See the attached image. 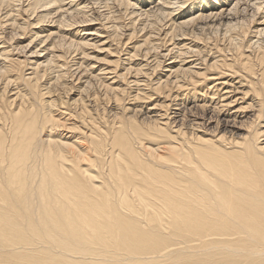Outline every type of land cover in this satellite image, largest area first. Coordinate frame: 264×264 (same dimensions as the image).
<instances>
[{
	"label": "bare ground",
	"instance_id": "obj_1",
	"mask_svg": "<svg viewBox=\"0 0 264 264\" xmlns=\"http://www.w3.org/2000/svg\"><path fill=\"white\" fill-rule=\"evenodd\" d=\"M90 3L0 0V264H264V0H95L99 72ZM33 16L26 73L5 32Z\"/></svg>",
	"mask_w": 264,
	"mask_h": 264
},
{
	"label": "rangeland",
	"instance_id": "obj_2",
	"mask_svg": "<svg viewBox=\"0 0 264 264\" xmlns=\"http://www.w3.org/2000/svg\"><path fill=\"white\" fill-rule=\"evenodd\" d=\"M134 1V0H133ZM89 2H92V3H94L95 5H93L92 3H90V9L92 8V7H94L95 6V8H92V12H94V14L91 12V14H92V17L90 18L91 20H92V18H93V20L91 21V20H89V21H85V22H78L77 23V26L75 25L74 26V30H73V32H72V29L71 28H69L70 30H68L67 31V33L66 34H68V32H72V34L73 35H75V36H77L78 38H80V37H83V38H86V39H90L89 40V42L91 43L89 46H87V47H85L86 49V52H88V54H87V56H86V63H85V65L86 64H88V63H91V65L92 64H94L96 67L94 68V69H97L95 72H99V69L100 68H102V67H106V66H110V65H113L114 66V64H112V62H110V60H114L115 58H117V56L119 55V53L116 51V50H118V47L119 46H117L118 44V40L117 39H114V37L113 38H111V33H112V30L110 29L109 30V28H108V25H107V23L105 24V19L103 20V18L100 16V14L101 13H103V12H105V10H104V7H97V3H95V0H89ZM233 4H235V3H233ZM232 4V5H233ZM154 4H152V3H150V4H148L146 7L148 8V7H152ZM234 6V5H233ZM140 7V6H139ZM220 6H216V8H218V10L220 9L219 8ZM232 7V6H231ZM245 7V8H244ZM103 8V9H102ZM206 8V9H205ZM203 10H205V12L206 13H209V10H210V8H208V7H205ZM215 8V9H216ZM226 8V7H225ZM199 9H202V6H201V8H199ZM245 9V10H244ZM240 10L242 11H244V12H241L242 14H241V20H243V18H246V17H251V15L253 14V7H252V5L250 4L249 6L247 5V4H242V2H241V8H240ZM195 11H197V9L195 10ZM198 12V11H197ZM196 12V14H198ZM264 14V10L262 11H260L258 14H257V16L259 17V15L261 16V15H263ZM5 15H3L2 17H4ZM230 16V15H229ZM245 16V17H244ZM35 16H33V17H31V18H29V21H28V26H27V30L24 32L23 30H19V31H12L11 30V28L10 27H8L7 29H6V32H5V34H6V36H7V38H9V37H11L12 36V40H10V39H8L9 40V42L11 41L12 43L11 44H14L15 45V47H16V49H15V53L16 52H18V53H20V54H18V53H16L15 54V56L16 57H19V58H21L22 60L24 59H26V60H29V61H26V65L24 66V71L26 70V73H29L31 70L29 69L30 67H33L34 65H33V63H35V62H41V60H43L44 62H46V58L48 57V50H44V48H45V45H47L46 43H49L50 42V40H51V38L46 42V43H40V39L41 38H43V37H45V36H40V38H39V40L37 39L36 41L37 42H33V43H31L30 41L33 39V38H35V36L37 35V33H36V31H39V30H42L43 29V27H47V29H49L48 31H45V32H43L42 33V35H44V34H47V33H50V32H52V31H56L57 29H56V23H58V22H56V23H51L50 24V22H49V24H47V25H45V26H40L39 27V25H41V24H31L32 22H35V18H34ZM231 17V16H230ZM21 18H25V15H24V17H21ZM97 18V19H96ZM78 19V18H77ZM102 19V20H101ZM251 19H253V18H251ZM31 20V21H30ZM82 20V19H81ZM228 20H229V18H228ZM20 21H22V19L20 20ZM102 21V22H101ZM129 21V20H128ZM128 21H126V22H128ZM225 21H226V19H225ZM259 21V20H258ZM11 22V21H10ZM9 22V23H10ZM242 22V21H241ZM47 23V22H46ZM210 23V22H209ZM257 23L258 22H256V24H255V27H256V25H257ZM54 24V25H53ZM103 24V25H102ZM106 26H105V25ZM30 25H32V26H30ZM8 26H9V24H8ZM30 26V27H29ZM104 26V27H103ZM29 27V28H28ZM254 27V28H255ZM84 28V29H83ZM108 28V29H107ZM77 29H80V30H82L81 31V33L80 32H77ZM210 30H212V28L210 29ZM22 31V32H21ZM63 31V30H62ZM9 34H8V33ZM32 32V33H31ZM76 32V33H75ZM145 32V31H144ZM88 33H90V34H88ZM92 33V34H91ZM110 33V34H109ZM141 34V33H140ZM70 35H68L67 37H69ZM76 37V38H77ZM107 37H109V38H107ZM56 38H57V35H56ZM142 37H139V39H141ZM255 39L257 38V37H254ZM106 39H108V41L106 40ZM111 41H110V40ZM39 41V42H38ZM104 41H106V42H104ZM8 42V43H9ZM104 42V44H102ZM109 42V43H108ZM115 43V44H112V43ZM7 43V44H8ZM28 44V45H27ZM41 44V45H40ZM44 44V45H43ZM27 45V46H26ZM36 45V46H35ZM49 45V44H48ZM109 45V46H108ZM131 45H133V44H131ZM23 46L24 47H26L27 48V50L24 48L23 49ZM44 46V47H43ZM111 46V47H110ZM37 47V48H36ZM109 48H111V49H109ZM114 48H116V49H114ZM17 49H19L18 51H17ZM37 49V53H33V51L34 50H36ZM40 49V50H39ZM129 49V48H128ZM26 50V51H25ZM115 50V52H113V51ZM165 50H161V52L163 53ZM22 52V53H21ZM63 52V51H62ZM64 52H67V50L65 49V51ZM166 52V51H165ZM56 53H60V52H57L56 51ZM114 53H118V55L117 54H114ZM124 53H126L125 51L123 52V53H121L120 55L122 56V59L124 60V58L126 57V56H128V55H126V54H124ZM73 54V55H72ZM71 55L72 56H70V57H67L68 59L67 60H69V58H71L70 59V61H68V64L69 65H67V67H70V69L72 70H70V73L72 72H74V71H76V74L74 75V78H73V80H74V82H75V88H73V91H72V93H70L69 94V97H72V98H76V97H78V95H77V92H78V86H80L82 83H84V84H82V88H83V85L85 86L86 85V81L89 79V77H87V73H83V72H79L78 70H76V69H78V64H75L77 61H79L80 59H81V57L83 56L82 54H78V53H76V55H75V53H72ZM112 55H117V56H112ZM46 57V58H45ZM76 59H75V58ZM172 59V58H171ZM171 59H168V60H166V62L163 64V66H162V68H160V69H158V72H157V74H155V76L157 75V77H159L160 75H163L164 73H166L167 72V69L169 68V66L168 65H170L171 63H170V61H171ZM67 60H66V62H67ZM72 60H73V62H72ZM74 60H76V61H74ZM150 60H151V58H150ZM37 62V63H38ZM63 62V61H62ZM168 62V63H167ZM108 63V64H107ZM124 63V62H123ZM125 63H127V62H125ZM71 64V65H70ZM32 65V66H31ZM90 65V66H91ZM124 65H128V64H121V66L118 68V70H120V72H124V69H122V67L124 66ZM89 66V67H90ZM111 67V66H110ZM28 69V70H27ZM74 69V70H73ZM68 69L66 68H64V71H67ZM70 73H68V77L70 78ZM83 73V74H82ZM81 75V81H77L76 80V77H78V76H80ZM67 77V78H68ZM107 77H110L111 79L113 78V77H115V73H108L107 74ZM156 77V78H157ZM165 77L166 76H164L163 78L165 79ZM133 78L134 77H131L130 78V80H133ZM71 79H72V77H71ZM71 79H68V80H70L71 81ZM114 79V78H113ZM93 80H95V79H93ZM110 81H112V80H110ZM93 82V81H92ZM134 86V85H133ZM81 88V89H82ZM60 89V88H59ZM55 90V93L56 92H58L57 93V95H55V97H57V98H59L58 97V95L60 96L61 94H60V91H61V93L64 91L63 89H61V90ZM90 89L92 90L93 88H92V86L90 87ZM79 90H80V88H79ZM77 91V92H76ZM86 94V93H85ZM48 99V98H47ZM72 101V100H71Z\"/></svg>",
	"mask_w": 264,
	"mask_h": 264
}]
</instances>
